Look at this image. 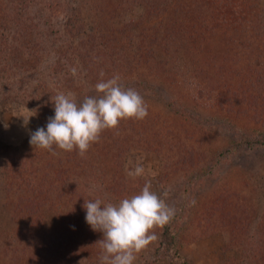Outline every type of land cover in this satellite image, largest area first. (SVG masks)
I'll return each mask as SVG.
<instances>
[{
  "label": "rangeland",
  "instance_id": "1",
  "mask_svg": "<svg viewBox=\"0 0 264 264\" xmlns=\"http://www.w3.org/2000/svg\"><path fill=\"white\" fill-rule=\"evenodd\" d=\"M237 2L240 24L220 0H1L0 101L17 100L0 105V264H100L84 202L146 183L175 209L180 258L155 226L134 264H264V0ZM116 75L145 119L104 130L83 156L30 144L51 98L82 102Z\"/></svg>",
  "mask_w": 264,
  "mask_h": 264
},
{
  "label": "clouds",
  "instance_id": "2",
  "mask_svg": "<svg viewBox=\"0 0 264 264\" xmlns=\"http://www.w3.org/2000/svg\"><path fill=\"white\" fill-rule=\"evenodd\" d=\"M71 73L76 76L77 69L71 68ZM119 81L118 75L99 81L94 86L98 95L85 96L82 102L72 92L55 95L51 98L54 116L48 118L46 129L40 127L31 133L30 144L49 151H54V145L69 152L78 149L83 156L104 130L117 127L121 120L145 119L148 106L143 97ZM28 122L29 117L24 120L25 125ZM143 173L144 168L137 165L128 175L135 178ZM83 207L86 223L103 234L98 241L102 247L100 264H134L136 253L156 239L150 230L163 226L175 215V209L151 190L150 183L118 203L105 204L97 198L85 201Z\"/></svg>",
  "mask_w": 264,
  "mask_h": 264
},
{
  "label": "trees",
  "instance_id": "3",
  "mask_svg": "<svg viewBox=\"0 0 264 264\" xmlns=\"http://www.w3.org/2000/svg\"><path fill=\"white\" fill-rule=\"evenodd\" d=\"M142 1L146 2V0H142ZM206 1H211V0H206ZM213 1L217 2V0H213ZM0 2H1V0H0ZM220 4L222 7H224V9L221 10V12L223 13V15H225L224 16L225 23H227V17H229V16L235 20L236 24H240L244 20V15L246 14V11H242V10L245 9L246 6H243L241 3H238L237 0H220ZM203 7H204V10L207 8V6H203ZM203 7H202V9H203ZM204 23H206V24L208 23V20H206V18L204 19ZM48 33L50 34V31ZM6 95L7 96H5V97H7V98H5L4 96L2 97L4 99V100H2V104L0 101V105H3L2 107L5 111L9 110L8 106H9L10 102H9L8 98H10L11 102H12V100L16 99V97H17L16 93L15 94L13 93L14 96H8V94H6ZM21 98H22L23 103L28 102V96L27 95H25ZM43 98H44V96L42 93H35L34 92L33 95L32 94L29 95V104L35 106L38 103H41ZM29 104H26V105H29ZM157 236L159 237L160 242H162L164 245H166V247L169 251L173 252V250H174L173 256L176 259H179L180 257L178 255V253L176 252V250L174 249L175 248L174 246H175L176 234L173 231V228L169 224H167V225L164 224L163 226H160L158 228ZM85 252H87V250Z\"/></svg>",
  "mask_w": 264,
  "mask_h": 264
}]
</instances>
